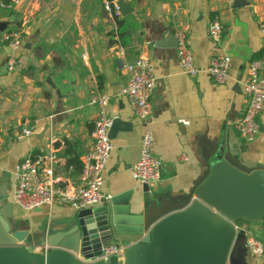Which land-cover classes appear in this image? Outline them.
Returning <instances> with one entry per match:
<instances>
[{
  "label": "crops",
  "instance_id": "1",
  "mask_svg": "<svg viewBox=\"0 0 264 264\" xmlns=\"http://www.w3.org/2000/svg\"><path fill=\"white\" fill-rule=\"evenodd\" d=\"M104 1L10 0L11 7H4L5 1L0 0V188L13 204V222L26 220L22 227L33 237L49 229L60 231L76 209L55 202L23 211L11 196L15 166L26 156L52 149L58 158L53 172L59 183H77L97 117L90 99L102 94L108 98V116L131 123L129 128L120 125L111 138L102 192L112 196L133 189L132 213H141L148 205L139 191L141 184L131 175L145 122L121 94L127 73L117 66L120 46L128 61L148 58L156 78L148 121L154 133L152 151L163 163L159 179L151 186L154 195L174 202L187 194L204 172L206 150L197 143L202 135L213 148L218 139L224 145L234 133L242 144V159L264 166V110L253 141L242 140L234 127L245 103L242 81L248 62L264 56L259 31L264 0H245L240 7H233L234 0H122L131 8L126 15L115 6V11H106ZM113 14L122 21L120 34ZM214 17L222 24L218 42L211 40L207 30ZM14 29L22 30V44L15 51L6 38ZM178 30L184 31L198 65L206 66L215 54L230 55L227 83L217 84L203 73L196 77L183 73L176 47L156 46L166 32ZM10 55L16 59L14 71L6 67ZM23 129L31 133L24 135ZM182 154L186 159H180ZM217 160L210 157V163ZM255 228L264 241V220ZM244 236L237 234L229 260L264 264L249 252ZM34 249L41 251L40 246Z\"/></svg>",
  "mask_w": 264,
  "mask_h": 264
},
{
  "label": "water",
  "instance_id": "2",
  "mask_svg": "<svg viewBox=\"0 0 264 264\" xmlns=\"http://www.w3.org/2000/svg\"><path fill=\"white\" fill-rule=\"evenodd\" d=\"M117 4L122 15L130 12L127 3ZM245 4L234 0L233 7ZM156 46L175 48L174 34L166 32ZM120 125L129 128L131 123L114 118L110 138ZM205 136L197 140L206 150L204 172L187 194L169 202L141 184L139 191L148 200L141 213L130 211V189L76 210L60 231L33 237L15 226L13 204L0 188V264H235L229 260L237 237L234 224L264 218V166L242 159L234 133L213 148ZM211 156L218 160L210 163ZM109 250L120 254L107 256Z\"/></svg>",
  "mask_w": 264,
  "mask_h": 264
},
{
  "label": "built area",
  "instance_id": "3",
  "mask_svg": "<svg viewBox=\"0 0 264 264\" xmlns=\"http://www.w3.org/2000/svg\"><path fill=\"white\" fill-rule=\"evenodd\" d=\"M11 7V4H1ZM118 8L115 1H104V9L108 12ZM208 35L218 42L222 35V24L214 17L208 24ZM261 48L264 50V22L260 24ZM177 41L176 57L181 71L191 77L203 73L217 84H225L230 78L231 57L228 54L213 55L206 66L198 65L192 49L187 45L184 31H175ZM7 42L12 50H18L22 44V30L14 29L7 34ZM15 56L7 60V70L14 71ZM116 62L119 69L127 73V79L121 90L134 115L145 122V128L140 140L138 159L131 165V175L140 184L150 188L159 179L162 168V158L152 151L154 139L153 127L148 121L151 116V93L156 78L152 62L143 56L132 61L125 58V50L119 47L116 51ZM264 56L252 58L247 65V73L242 81V91L245 103L234 127L238 136L246 141H253L261 128L260 116L264 110ZM97 107V117L93 124L92 145L82 157V166L75 184L59 183L54 176L57 155L54 150L26 156L20 160L14 169V186L12 200L23 211L29 212L42 206H50L55 202L67 205L76 210L92 207L101 203L103 197H109L102 192L103 171L112 151L113 145L109 136L112 119L106 112L108 98L102 94L90 99ZM24 135L31 133L23 129ZM180 159H186L184 154ZM236 231L243 230L245 245L257 262L264 263V241L257 235L247 233L246 224L239 221L234 224ZM38 251V250H37ZM107 256L120 254L114 250L107 251ZM39 253V252H38Z\"/></svg>",
  "mask_w": 264,
  "mask_h": 264
},
{
  "label": "rangeland",
  "instance_id": "4",
  "mask_svg": "<svg viewBox=\"0 0 264 264\" xmlns=\"http://www.w3.org/2000/svg\"><path fill=\"white\" fill-rule=\"evenodd\" d=\"M237 133V132H236ZM258 222V221H257ZM257 222H253V223H245L247 226L249 225V228L247 229V233L249 234V233H252V234H254V235H257L255 232H254V230L256 231V223ZM14 224H15V226L17 227V228H20V229H23V227L22 226H25L26 225V220H21L20 218H19V220H15L14 221ZM240 231H238L237 232V234L239 233ZM258 236V235H257ZM259 237V236H258ZM260 239H261V237H259ZM41 252V251H40ZM39 252V253H40Z\"/></svg>",
  "mask_w": 264,
  "mask_h": 264
},
{
  "label": "trees",
  "instance_id": "5",
  "mask_svg": "<svg viewBox=\"0 0 264 264\" xmlns=\"http://www.w3.org/2000/svg\"><path fill=\"white\" fill-rule=\"evenodd\" d=\"M5 3L4 4H11L10 0H4ZM108 1H113V0H108ZM115 20H116V23L118 25V31H119V34H120V24H121V19H119V16L117 14H113ZM264 220V218H262L260 221ZM259 222V221H258Z\"/></svg>",
  "mask_w": 264,
  "mask_h": 264
}]
</instances>
